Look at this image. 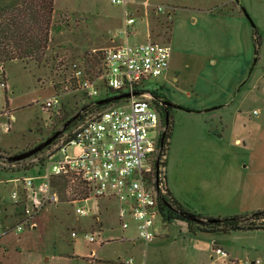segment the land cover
I'll list each match as a JSON object with an SVG mask.
<instances>
[{
    "label": "rangeland",
    "instance_id": "rangeland-1",
    "mask_svg": "<svg viewBox=\"0 0 264 264\" xmlns=\"http://www.w3.org/2000/svg\"><path fill=\"white\" fill-rule=\"evenodd\" d=\"M137 1L141 6L143 0ZM171 1L173 2L153 0L156 5H163L165 8L168 5L172 7L173 11L171 9L170 11L174 12L175 15L174 18L164 17L160 22L159 39L152 40L161 42L172 40L184 48L185 55H183L185 58L179 65V72L175 73L179 82L175 83L172 80V74L174 75L175 70L171 69L167 78L155 77L150 79L148 86L150 88H153V86L164 88L166 92L175 94L180 99L188 98L199 104L215 101L228 95V108L236 109L239 107L247 117L251 116L264 121V0H233L232 3L231 0ZM198 3L200 4L197 5ZM125 4L113 2L112 0H56V11L51 33L52 31L53 33L59 30L63 31L66 36L65 39H68L71 45L68 46L62 43L59 41V37L56 36V39L53 38L54 42L51 43L50 47L53 53L49 54L47 52L45 64L36 66L33 61H30L27 68L24 67V63L21 61H11L5 64V72L10 81V87L7 90L8 100L10 108L14 109L17 115V119L13 120L0 115V131H3L6 126L8 127L7 130L11 128L9 133L0 134L1 139L29 138L41 132H43V137H48L51 135V131L59 130L63 126L62 123L58 122V119L64 116L66 112L76 114L84 105L90 103V99L83 92L66 88V83L69 84V78L72 81L70 67L73 62L81 64L88 74L95 75L101 62L103 48L79 51L78 44L73 43L78 42L76 39L78 35L89 33L90 30L94 31L95 28L108 36L115 35L124 38L126 36L124 24H119V26L116 24L119 19L124 18V9L136 18L135 24L128 28L131 39L132 32L141 29L140 14L135 11L134 5L129 2ZM235 4L238 5L236 8H239L245 17L246 24L251 30L250 34H245L243 30H238V33H236L229 27L223 29L218 23L209 25L208 22L203 23L201 19L196 22L192 20V13L207 16L209 10L216 12L221 7H223V11L232 12ZM242 7L247 13L243 11ZM203 10L207 12L204 13ZM81 18L84 22L83 30L89 28L88 31H85L86 33H83V30L79 33L75 31ZM171 21H174L173 27ZM255 27L261 35L258 45H256L253 38ZM225 30H229L231 35L229 36ZM72 32H76L75 36ZM234 45L237 47L236 50H234ZM230 46L234 48H230ZM173 53L174 56L178 54L177 48L175 49L172 45V56ZM211 57L216 59L214 67L210 66L213 63ZM243 66L246 67V70L244 74H241L240 71ZM24 68L33 72V74L25 71ZM33 77L43 83L34 81ZM3 79L2 74H0V83L4 82ZM51 92L59 94L61 106L45 110L41 102ZM161 92L165 94L163 90ZM0 96H7L5 88L1 84ZM3 105L5 106V103ZM222 111L225 112L226 110L221 107V109L211 108L203 114L196 113V115L205 117L200 126L196 121H193L196 138L201 139V126L205 125V128L212 133L217 131L226 132L225 134L228 136L226 140H228L232 117L221 114L220 118L218 115ZM179 112L177 109L172 111L174 125L175 123L178 125L181 123L178 116L182 113ZM75 127L73 126L68 132ZM157 133L158 131L155 132L154 130L151 134L159 138ZM63 136L48 150L52 151L57 148ZM222 141H225V139H222ZM199 142L202 143L200 145L202 146L200 147L201 152H208V147L204 145L203 141ZM48 150H42L37 157L46 156ZM74 151V147L67 150L68 153ZM16 152L19 151H7L5 153L13 154ZM231 153V150L227 152L224 147L223 155H230ZM63 155V153L58 152L54 157L49 158L48 163H46L49 164V161L52 162L55 159L62 158ZM34 161L35 159L30 157L15 165L2 158L0 160V170H2L0 178L4 177L3 172L9 173L20 170L24 168V165L27 166V164ZM40 169L41 166L36 165L33 167V173ZM68 180L70 186L63 187L60 185L59 188L54 184L55 181L52 182L59 200L57 203L47 205L44 208L35 219L37 222L35 228L24 227L22 230L17 231V217L10 218L8 223H4L0 218V264H87V261H84L80 256H76L77 253L94 251L96 255L98 254L99 245L86 243L85 235L101 229V227L98 223L92 222L90 224L89 216L80 215L75 211L77 207H87L94 210V199L74 202L73 198L79 195L77 194L79 188L76 184L71 183L70 179ZM72 186H76L78 189L75 190ZM196 188L193 189L195 193ZM3 194L4 190L2 184H0V212L4 207L2 205L5 204ZM9 195L10 190L6 197L8 202ZM20 209L22 210L23 207L20 206ZM73 231L77 233L76 237L71 235ZM119 233V230L114 228L113 230H106L102 235L106 238L111 235H119ZM102 247L100 252L105 259L107 257L108 259H116L118 255L123 253V245L118 241Z\"/></svg>",
    "mask_w": 264,
    "mask_h": 264
},
{
    "label": "crops",
    "instance_id": "crops-1",
    "mask_svg": "<svg viewBox=\"0 0 264 264\" xmlns=\"http://www.w3.org/2000/svg\"><path fill=\"white\" fill-rule=\"evenodd\" d=\"M164 1L173 2L171 0ZM127 2L134 5L135 11L140 14L141 29L132 32L131 39L129 33L121 38L115 35L108 36L96 28L94 31L90 30L89 33H86L85 31H88L89 28L83 30L84 22L81 18L75 31L79 33L83 30V33L86 34L78 35V38H76L78 42L73 43L78 44L79 51L115 47L127 41L136 43L152 39L158 40L160 37V22L164 17L174 18L175 15L174 12H171L173 11L172 7L168 5L165 8L163 5H156L153 0H143L141 6H139L137 0H126V4ZM237 4H235L232 12L223 11V7H221L216 12L203 10L204 13H209L207 16L192 13V20L196 22L201 19L203 23L208 22L209 25L218 23L223 29L229 27L236 33H238V30H243L245 34H250L251 30L246 24L242 12L239 8H236ZM158 6H161L160 10ZM116 24L118 26L124 24V18L119 19ZM171 25L174 26V21H171ZM225 31L229 36L231 35L229 30ZM76 32H72L74 36ZM56 36L59 37V41L62 43L68 46L71 45L69 44L71 42L65 39L66 36L63 31L59 30L55 33L52 31L47 51L49 54L53 53L50 47L51 43L54 42L53 38L56 39ZM168 43L170 46L173 45L175 49L177 48L178 54L174 56L173 53V56L171 55L169 69L162 77L167 78L171 69L175 70L174 75L172 74V80L178 83V76L175 73L179 72V65L185 58V50L172 40ZM234 47L230 46V48ZM236 49L237 47L234 48V50ZM211 60L213 63L210 66L214 67L216 59L212 58ZM3 70V83L5 85L2 87L5 88L7 96H0V115L14 120L17 119V115L14 109L10 108L9 100L8 103L6 102L10 81L6 75L5 66ZM24 70L33 74L26 68ZM245 70L246 67L243 66L240 71L241 74H244ZM0 71L2 72L1 67ZM33 79L38 83H43L38 81L36 77H33ZM162 90L171 102L187 108L177 109V111H180L179 113H182L178 116L181 123L179 125L175 123L176 127L174 125L166 153L165 176L172 195L186 209L212 217L264 209V121L251 116L247 117L239 107L236 109L228 108V95L215 101L199 104L188 98L180 99L175 94L166 92L164 88ZM53 94L54 92H51L45 99ZM221 107L226 111H222L218 116L222 114L232 117L230 140L229 138L226 140V137H228L225 134L226 132L217 131L212 133L205 128V125L201 126V139L196 138L193 121H196L200 126L205 119L204 116L196 115V113L203 114L209 108L221 109ZM7 128L6 126L3 131H0V134L9 133L11 128L9 130ZM42 133L22 139L4 140L0 138V149L4 151H23L29 147L31 148L46 138L43 137ZM222 139H225V141H222ZM199 141H203L204 145L208 147V152H201L200 147L202 146L200 145L202 143ZM224 147L227 152L232 151L231 156L228 154L223 155ZM19 172L33 175V167L17 170L13 173V176L19 174ZM3 176L6 179L12 175L4 174ZM11 186L12 183H2L5 204L2 205L4 207L0 212V218L4 223L10 222V218H14L16 212L15 207L6 201ZM195 187H197L196 193L193 190ZM90 199H94V210L90 209V214L87 216L90 217V224L92 222L98 223L101 229L94 231L99 233V239L96 242L100 248L98 254L94 258H92V252L77 253L76 255L87 261V264H124V261L130 257L134 258L137 264H264V229L204 232L196 227L192 229L186 221L174 219L170 222H163L161 216H156L154 220L155 238L149 243H144L138 238L136 221H131L125 229L121 227L119 222L120 203L115 197L96 198L89 196L86 199L76 201ZM41 212L34 217V221ZM35 223L37 222L35 221ZM114 228L119 230V235H111L106 238L102 235L106 230H113ZM85 241L89 243L87 239ZM114 241L122 243L123 253L118 255L116 259H108V257L105 259L100 252L102 246ZM82 242L84 243V241ZM217 248L223 249L226 255H219L216 252ZM257 261L259 262L257 263Z\"/></svg>",
    "mask_w": 264,
    "mask_h": 264
},
{
    "label": "built area",
    "instance_id": "built-area-1",
    "mask_svg": "<svg viewBox=\"0 0 264 264\" xmlns=\"http://www.w3.org/2000/svg\"><path fill=\"white\" fill-rule=\"evenodd\" d=\"M112 1L126 3V0ZM134 23L135 17L124 10L126 35L129 26ZM170 61L171 46L168 42L146 40L136 43L127 41L119 46L103 48L95 75L88 74L78 62L71 64L72 81L69 78L66 88L83 92L90 99L89 105H97L95 100L100 98L143 93L112 101L85 115L72 131L64 134L55 148V154L61 152L63 157L38 165L41 169L33 175L19 172L13 176L15 171L3 172L12 175L0 178V184L12 183L9 202L16 209L17 231L35 227L34 217L47 205L58 202L52 179L64 176L71 183L85 186L90 197H115L120 203L121 227L125 229L131 221H136L141 241L149 243L155 238L154 220L156 216H161L159 197L164 195L165 190V154L160 156L158 137L151 134L155 130L159 136L162 130L159 107L153 101V91L161 92V88H150L148 81L162 77L169 69ZM4 85L1 82V86ZM42 106L45 110L60 107L59 94L45 99ZM71 147L75 151L68 153ZM77 194L74 201L86 199L80 195V189ZM75 211L80 215L90 214L87 207H77ZM71 235L76 237L77 233L73 231ZM85 237L88 242L96 243L99 233H87ZM216 252L226 255L221 248H217ZM95 256L92 252V258ZM124 264L137 263L130 257Z\"/></svg>",
    "mask_w": 264,
    "mask_h": 264
},
{
    "label": "trees",
    "instance_id": "trees-1",
    "mask_svg": "<svg viewBox=\"0 0 264 264\" xmlns=\"http://www.w3.org/2000/svg\"><path fill=\"white\" fill-rule=\"evenodd\" d=\"M243 11L246 10L242 7ZM247 13V12H246ZM55 14V0H0V66L2 67V76L4 77L3 67L6 63L11 61H21L24 63V67L27 68L30 61H33L36 66H41L47 61L46 54L48 51L49 42L51 40V30L53 28V20ZM171 23V22H170ZM253 38L258 45L261 40V35L258 29H253ZM154 103L158 105L161 127L158 138V147L160 156L166 155L169 147L170 138L173 131V117L172 111L174 109H187L179 104L171 102L162 92L154 90ZM169 101L168 104L164 102ZM8 103V99H6ZM110 103V102H109ZM89 105L83 106V113L73 121L64 132L67 133L78 121L82 120L87 112L95 109L103 108L108 105ZM211 109V108H209ZM74 113H67L58 119L59 123L64 124ZM57 130L51 131V134ZM62 133L55 141H53L45 149H49L60 137ZM45 139V138H44ZM42 139V140H44ZM69 137L66 138L68 140ZM41 140V141H42ZM44 149V150H45ZM1 150V149H0ZM57 149L48 150L46 156L37 157L39 153L31 156L35 159L33 163L24 165L22 169H30L36 165L45 164L48 159L56 153ZM5 153L7 151H0ZM2 158H0L1 160ZM26 160V159H25ZM24 161V160H22ZM11 164H18L21 161H7ZM163 165H166V159H164ZM69 178L64 176H54L52 182L59 188V186H70ZM165 190L164 195L159 197V212L163 222H170L174 219L186 221L193 229H197L204 232H232L236 230H256L264 229V209H258L251 212L240 213L228 216L212 217L190 211L183 207L180 202L172 195L166 182V176L164 173ZM81 190V196L88 198L90 195L89 190L81 184L76 185ZM72 186L75 190L78 188ZM82 186V188H81ZM75 198H73L74 200ZM181 212H187L195 214L200 218H215L214 222L199 223L184 217Z\"/></svg>",
    "mask_w": 264,
    "mask_h": 264
},
{
    "label": "water",
    "instance_id": "water-1",
    "mask_svg": "<svg viewBox=\"0 0 264 264\" xmlns=\"http://www.w3.org/2000/svg\"><path fill=\"white\" fill-rule=\"evenodd\" d=\"M142 93L143 92L123 93V94H118V95L111 96V97L100 98V99L95 100V104H97V105L107 104V103L112 102V101H116V100H120V99H123V98L130 97L131 95H140ZM164 103L168 104L169 101H166ZM82 111H83V108H81V110L79 112H77L76 114L71 116L63 124V126L59 130H57L56 132H54L50 136L46 137L44 140L40 141L36 145H33L31 148H28V149H25L23 151H19V152L13 153V154L0 153V158H3L5 160H7V161L16 162V161H22V160L28 159L31 156L41 152L46 147H48L53 141H55L56 138H58L64 132V130L73 121H75L79 117V115L82 113ZM181 214L184 217H186V218H188L190 220H193L195 222H199V223L216 221L215 218H206V219H204V218L198 217L195 214H191V213H187V212H181Z\"/></svg>",
    "mask_w": 264,
    "mask_h": 264
},
{
    "label": "flooded vegetation",
    "instance_id": "flooded-vegetation-1",
    "mask_svg": "<svg viewBox=\"0 0 264 264\" xmlns=\"http://www.w3.org/2000/svg\"><path fill=\"white\" fill-rule=\"evenodd\" d=\"M160 109V108H159Z\"/></svg>",
    "mask_w": 264,
    "mask_h": 264
}]
</instances>
